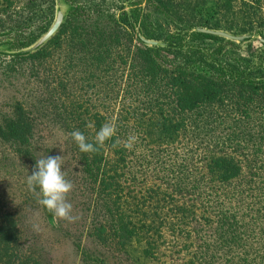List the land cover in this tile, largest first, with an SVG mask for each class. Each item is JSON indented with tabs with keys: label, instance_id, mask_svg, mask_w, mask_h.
I'll return each instance as SVG.
<instances>
[{
	"label": "trees",
	"instance_id": "1",
	"mask_svg": "<svg viewBox=\"0 0 264 264\" xmlns=\"http://www.w3.org/2000/svg\"><path fill=\"white\" fill-rule=\"evenodd\" d=\"M25 1L27 9L35 3ZM8 5L2 0L0 11L22 16ZM144 9L140 24L136 7L102 20L73 5L39 47L8 53L38 62L51 56L46 45L63 39L66 60L42 76L34 105L15 103L0 137L34 167L41 155L31 143L33 117L52 116L71 157L67 179L84 190L80 224L97 241L125 252L137 241L139 253L153 259L154 237L186 230L209 241L214 262L264 264V43L252 44L264 40V0H145ZM150 13L162 19L157 27L145 23ZM196 27L247 37L238 44ZM5 40L12 50L29 46ZM92 88L100 96L93 112L81 97ZM107 122L117 125L116 135L96 153L80 152L68 135L79 130L95 143ZM129 135L139 137L132 150L123 147ZM0 264H31L6 210H0Z\"/></svg>",
	"mask_w": 264,
	"mask_h": 264
},
{
	"label": "rangeland",
	"instance_id": "2",
	"mask_svg": "<svg viewBox=\"0 0 264 264\" xmlns=\"http://www.w3.org/2000/svg\"><path fill=\"white\" fill-rule=\"evenodd\" d=\"M7 1L8 11L18 8L22 16L19 18L15 15L7 16L0 11V50L5 51L0 52V127L13 115V107L18 101L34 105L33 97L36 95L38 82L43 80L42 76L47 71L57 70V61L61 62L64 58L62 55L65 47L62 39L60 42L54 41L46 45L45 52H50L52 57L48 55L46 59L38 62L26 59L13 60L8 55V51L12 49L6 44L5 39L17 38L23 42L22 45L32 44L51 24L57 2L65 13L73 8V5H80L86 13L93 16L97 14L102 20L108 19L110 13L117 16L120 12L136 7L140 11L138 22L141 24V20L147 14L144 9L145 0H72L73 3L65 0H33L35 3L30 9L23 8L25 0ZM150 14L151 18L145 16V23L150 19L151 26H156V22H162L159 16ZM17 21L20 24H17ZM9 25L14 26L10 31L7 30ZM252 44L259 46L260 42L257 39L253 40ZM64 59L66 60V57ZM81 93L83 94L82 91ZM81 97L89 100L92 112L98 110L100 96L99 93H95L94 88L87 90ZM107 111H112L110 106ZM51 119L52 116L40 119L33 117L31 143L41 157L63 155L62 170L66 171L71 159L67 152L68 145L65 143L64 134L53 126ZM30 161V158L17 154L14 143L0 137V210L14 214L19 229L21 251L28 255L31 264L222 263L214 262L209 256L211 246L207 239L197 240L194 237L196 233L192 236L187 235L186 230L177 234L168 231L164 237H154L159 248L153 259L139 253L142 244L137 241H132L127 247L128 252H125L110 240L106 242L95 240L90 236L89 227L80 224L79 218L84 210L79 209L84 190L76 178L70 180L75 190L72 214L78 216V220L70 223L45 214L38 203L41 198L39 190L30 191L26 184L27 174H31L33 168ZM127 200L130 198L126 199L125 208Z\"/></svg>",
	"mask_w": 264,
	"mask_h": 264
},
{
	"label": "clouds",
	"instance_id": "3",
	"mask_svg": "<svg viewBox=\"0 0 264 264\" xmlns=\"http://www.w3.org/2000/svg\"><path fill=\"white\" fill-rule=\"evenodd\" d=\"M116 132L117 125L114 122H107L96 133L95 143L89 142L79 130H73L68 135L78 146L80 152L96 153L100 146L116 135ZM138 139L137 135H129L123 142V147L132 150ZM118 146H120L119 140L112 145L114 148ZM63 165V155L41 157L36 160L31 174H27L26 184L30 191L39 190L41 196L38 200L39 205L51 212L57 219L74 223L79 217L72 214L73 205L68 201V195L73 191L74 184L67 179V173L62 170Z\"/></svg>",
	"mask_w": 264,
	"mask_h": 264
},
{
	"label": "water",
	"instance_id": "4",
	"mask_svg": "<svg viewBox=\"0 0 264 264\" xmlns=\"http://www.w3.org/2000/svg\"><path fill=\"white\" fill-rule=\"evenodd\" d=\"M59 2H57V7L55 10V15L54 18L51 22V24L49 25V27L44 31V33H42L32 44H30L29 46L19 49V50H11L8 51L9 53H14V52H18V51H32L35 48L39 47L41 44H43L51 35H53V33L57 30V28L59 27L60 23L63 20V17L65 15V11L58 5ZM195 31L201 32V33H206V34H210V35H214L220 38H224L226 40L229 41H233L235 43L238 44H243L245 42V39L247 37V35L245 34H234V33H230L221 29H206V28H200V27H196L194 28ZM140 39L143 41L144 44L151 46V45H163V43L159 42V41H155V40H151V39H144L142 37H140ZM258 41L263 42L264 40L261 38H258ZM0 52H5L0 50Z\"/></svg>",
	"mask_w": 264,
	"mask_h": 264
}]
</instances>
